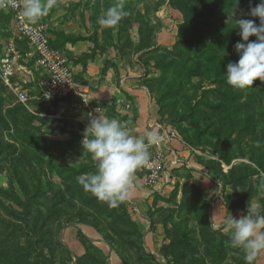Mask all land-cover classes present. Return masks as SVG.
Instances as JSON below:
<instances>
[{
	"label": "rangeland",
	"instance_id": "1",
	"mask_svg": "<svg viewBox=\"0 0 264 264\" xmlns=\"http://www.w3.org/2000/svg\"><path fill=\"white\" fill-rule=\"evenodd\" d=\"M117 2L128 15L102 27L120 34L118 55L138 70L189 166L170 168L165 191H135L109 207L77 182L96 161L83 151L85 130L65 123L59 98L28 91L21 103L19 74L0 75V264H246L229 246L226 221L248 204L264 214V81L237 89L225 72L243 42L236 19L259 23L247 13L260 0H95L96 16Z\"/></svg>",
	"mask_w": 264,
	"mask_h": 264
},
{
	"label": "crops",
	"instance_id": "2",
	"mask_svg": "<svg viewBox=\"0 0 264 264\" xmlns=\"http://www.w3.org/2000/svg\"><path fill=\"white\" fill-rule=\"evenodd\" d=\"M94 1L57 0L56 6L39 19V22L48 24L50 42L60 50L73 69L76 80L82 85L84 96H73L68 101L60 98L59 111L66 119L65 123L70 120L72 127L77 130H85L89 124L87 112L98 106L103 109L102 113L106 117L113 111L115 117L126 121L136 135H146L149 132L158 134L165 126L159 118L155 102L144 87L138 84V70L132 69V63L126 57L118 55L120 34L116 28L105 30L98 23L99 16H96ZM11 31L13 35L8 37L7 32ZM106 31L111 38L108 44L103 43ZM17 36L20 35L16 19L5 12L0 13V62L3 58L12 59L15 63L12 75L19 74V84L26 88L32 84L27 85L35 75L32 67L36 68V73L39 71L38 63L37 58H32V50L26 54L23 52L25 49H22ZM25 56L31 58L27 59ZM18 57L28 61L18 60ZM183 149L174 142L171 151L166 154L167 165L174 167L170 162L175 157L186 159ZM171 167L150 186L144 184L146 171H137L134 178L138 177V181L134 179L131 196L137 191L145 195L162 189L165 191L169 184L166 180L172 178ZM161 182L165 184V189L160 186Z\"/></svg>",
	"mask_w": 264,
	"mask_h": 264
},
{
	"label": "clouds",
	"instance_id": "3",
	"mask_svg": "<svg viewBox=\"0 0 264 264\" xmlns=\"http://www.w3.org/2000/svg\"><path fill=\"white\" fill-rule=\"evenodd\" d=\"M56 2L23 0L20 14L35 24L56 6ZM127 15L125 5L117 2L106 9L98 23L113 27ZM247 15L258 17L259 23L254 19H236L243 42L238 41L235 45L238 61H230L225 72L228 84L237 89L252 86L257 79L264 81V0L251 7ZM252 36L256 40H250ZM97 111L100 112L98 116L89 113V124L81 142L83 151L90 153L96 161V170L76 179L98 200L106 202L109 207H116L130 198L136 171L149 164V149L159 145L162 137L156 132L136 135L126 121L106 117L100 109ZM257 147H260L259 141ZM226 227L231 230L229 246L243 250L246 264H255L264 253V214L260 208L248 204L246 214L239 218L230 217Z\"/></svg>",
	"mask_w": 264,
	"mask_h": 264
},
{
	"label": "built area",
	"instance_id": "4",
	"mask_svg": "<svg viewBox=\"0 0 264 264\" xmlns=\"http://www.w3.org/2000/svg\"><path fill=\"white\" fill-rule=\"evenodd\" d=\"M23 0H0V11L10 13L16 19L18 32L23 36L38 59V74L40 76V88L42 89V97L54 100L56 98H65L69 93L73 96L83 97L82 85L76 80L75 74L67 61L62 56V53L50 42L48 34V24L46 22L30 23L21 16V6ZM14 70L13 60L3 58L0 62V75L7 82L10 80ZM17 97L21 103L27 104L30 96L28 89L24 86L16 88ZM101 107H94L87 112V120L89 122V113L94 116L100 115L97 111ZM159 135L162 137L159 145H153L155 149L151 155L149 164L145 167L146 174L144 184L150 186L156 178L164 174L171 167L167 165L166 154L172 148L173 142L178 138V133L175 130H163ZM150 147V148H151ZM184 162L189 166V161L182 157H175L170 163L172 165ZM184 165V164H183Z\"/></svg>",
	"mask_w": 264,
	"mask_h": 264
},
{
	"label": "water",
	"instance_id": "5",
	"mask_svg": "<svg viewBox=\"0 0 264 264\" xmlns=\"http://www.w3.org/2000/svg\"><path fill=\"white\" fill-rule=\"evenodd\" d=\"M27 89L36 98L42 97V89L39 86V76L37 74L33 76L32 84L27 86Z\"/></svg>",
	"mask_w": 264,
	"mask_h": 264
},
{
	"label": "trees",
	"instance_id": "6",
	"mask_svg": "<svg viewBox=\"0 0 264 264\" xmlns=\"http://www.w3.org/2000/svg\"><path fill=\"white\" fill-rule=\"evenodd\" d=\"M38 73V72H37ZM37 75H39V74H37ZM64 246H66L65 244H64Z\"/></svg>",
	"mask_w": 264,
	"mask_h": 264
}]
</instances>
